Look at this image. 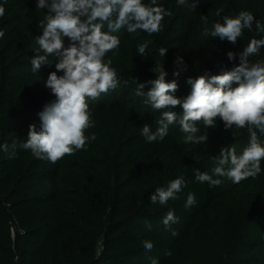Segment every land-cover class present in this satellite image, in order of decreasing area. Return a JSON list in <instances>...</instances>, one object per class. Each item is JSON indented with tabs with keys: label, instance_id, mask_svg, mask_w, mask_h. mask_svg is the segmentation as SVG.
Wrapping results in <instances>:
<instances>
[{
	"label": "trees",
	"instance_id": "trees-1",
	"mask_svg": "<svg viewBox=\"0 0 264 264\" xmlns=\"http://www.w3.org/2000/svg\"><path fill=\"white\" fill-rule=\"evenodd\" d=\"M169 1L177 4V0ZM190 1L193 0H188ZM195 1L202 11L216 4L225 6V0H210L208 3H205V0ZM232 1L240 12L247 10L248 4L259 0ZM197 15L196 10L188 8L186 30L180 38L183 45L175 51V59L183 54L184 47L193 33ZM248 34L249 31L245 30V39H248ZM119 39V49L126 53L129 44L126 45L121 38ZM220 43L221 57L215 61L206 49L205 54L209 63L205 64L204 68H199L200 71H194L192 78L205 74H219L222 70H230L234 66L230 64L232 61L227 59L226 41ZM130 48L137 53V45H131ZM5 54H8V50L0 46V145L7 144L9 146L7 152L12 154L14 151L16 157L22 158L31 153V150L17 147L12 149L11 146L17 141V137L13 139L12 136H21L20 130L13 124H21L39 116L34 108L4 111L6 104L23 89V83L20 85L8 83L17 78L7 75L10 61L6 60ZM120 73L119 85L112 91L108 101L106 94H101L97 100L90 102L92 119L96 118V114L105 115L106 110H109L116 114L119 122L130 121L139 128L147 124L154 132L157 127L155 121L160 118V113L153 111L151 106L143 109L144 98L139 104L138 111L133 108L129 102L130 89L124 81L126 73L123 70ZM30 83L29 80L25 82ZM120 86H123L122 94L118 93ZM7 87L10 89L6 95L4 90ZM54 99L55 97L48 104ZM142 109L145 111L144 114L141 112ZM181 113L182 109L179 110V114ZM222 131L226 134L223 135ZM213 132L215 133L206 142L188 154L184 153L187 149L186 144L179 142L170 130L164 139L172 153L185 166L177 178L184 177L186 186L178 193V196L181 195L179 199L169 202L175 201L172 205L175 214L180 213L178 208L181 207V218H189L190 221L181 226L183 230L179 229L180 234L176 238L166 233V229H160L163 222L156 213H148L149 210L158 208L160 204H153L150 201V194L141 197L142 192H138L134 184L129 185V177L124 178L125 174L118 177L116 188L111 189L110 193L105 192L106 187L110 186L107 180L114 175L113 169H108L107 176L104 169L94 164L96 170L104 171L102 177L99 178L94 173L88 178L70 166L67 169L84 186L83 189L63 191L59 176L63 175L65 165L61 160L52 163V167L45 170H38L44 164L40 163L37 171L30 175L20 173L23 167L2 168L0 165V264H99L105 259L110 260V264H138L141 261L144 262L141 264H151L152 259L157 260L158 264H264V168L261 167L262 171L256 177L235 184L226 178L216 177L227 181L220 188L236 185L234 192L228 191L226 194L218 192L220 189L218 186L210 187L207 182L195 181V169L210 174L211 166H216L214 158L221 149L230 139H238L235 134L231 135V130L224 127L218 126ZM258 136L264 138V135L259 133ZM217 139H221L220 149L213 155L202 156L203 149ZM248 140L249 135L242 139L243 143L234 142L237 152H242L244 142ZM7 152L0 148V156ZM152 180L147 179L143 183L148 186ZM21 182H31V185L20 186ZM34 184H42L51 191L30 200H19L23 193L36 186ZM191 185H196L193 190L196 203L185 207L187 198L185 190ZM105 195L109 196L110 209L107 217L101 219L99 226L92 223L89 216L95 215L100 198ZM66 198H70V202L65 201ZM218 200H223L227 204L216 206L215 202ZM47 204H50L48 209L42 212V207ZM148 220L151 222L147 223ZM252 226L260 235L257 239L250 237ZM100 236H103L105 259L95 261V244ZM155 239L157 243H152L153 248L146 251L144 241L151 242ZM259 248H263L261 252H257ZM166 252H171V255H165Z\"/></svg>",
	"mask_w": 264,
	"mask_h": 264
},
{
	"label": "clouds",
	"instance_id": "clouds-1",
	"mask_svg": "<svg viewBox=\"0 0 264 264\" xmlns=\"http://www.w3.org/2000/svg\"><path fill=\"white\" fill-rule=\"evenodd\" d=\"M177 5L187 7L188 0H177ZM36 7L46 9L47 14L38 21L42 34L36 37L38 49H34L36 55L31 59L32 71L38 73L42 66L54 64L55 71L48 74L45 87L50 89L55 99L38 113L39 130L35 124L29 125L26 142L21 147L31 150L32 155L40 160L56 163L66 155L85 149L89 140L96 139L94 134L86 135V131L94 127L88 101L97 100L101 94H107L119 85L117 72L111 67L112 60H105L107 53L120 46L119 37L113 33L121 29L128 33L137 30L148 35L159 33L165 16H171L172 12L158 5L157 0H150L149 4L143 0H37ZM4 12V7L0 6V16ZM201 20L205 25L203 36L233 45L245 30L256 35L238 53L227 52L229 61H236L237 57L239 60L230 70L188 77L186 83L190 85V92L183 97L175 95L179 89L176 80L166 81L167 72L163 64L155 65L151 71L156 78L145 83L137 82L135 95L143 97L146 105L160 113V118L155 121L157 127L154 132L145 124L141 135L147 142L163 141L169 126L178 124L185 134L184 142L199 145L206 142L208 135L207 132L199 135L198 125L215 129L217 118L226 130L246 129L249 140L241 153L238 154L235 144L226 146L214 158L216 166L211 175L194 170L195 181L207 182L210 187L223 182L214 176L226 178L234 184L240 183L260 174L264 160V144L258 136V133L264 135V61L251 59L264 48V22L256 20L247 10L234 16L224 15L222 22H214L211 26H207V16H202ZM105 24L108 31L102 30ZM3 36L4 32L0 31V38ZM149 43L145 41L137 46L139 56L146 57ZM167 51L160 48L159 55L165 57ZM50 57L55 58V62ZM174 63L178 68L173 75L178 77L185 70L179 67L183 58L177 57ZM146 84L151 87L144 92ZM177 107L182 108L181 114L173 110ZM11 147L14 150L15 143ZM0 148L7 152L9 146L4 144ZM185 186L184 177L176 178L166 187L155 188L150 201L166 205L169 200L179 199L178 193ZM195 203V195L188 193L185 207ZM162 222L168 227L177 223L178 218L173 211H168ZM144 247L150 251L153 244L144 241ZM165 255L170 256L171 252ZM151 264L158 262L152 259Z\"/></svg>",
	"mask_w": 264,
	"mask_h": 264
},
{
	"label": "rangeland",
	"instance_id": "rangeland-1",
	"mask_svg": "<svg viewBox=\"0 0 264 264\" xmlns=\"http://www.w3.org/2000/svg\"><path fill=\"white\" fill-rule=\"evenodd\" d=\"M210 0H205V3H208ZM143 3L149 4L150 0H143ZM158 5L163 6L166 10L172 12L171 16H165L162 21L161 31L159 33H154L148 35L142 30H137L134 33H128L126 29H121L119 32L113 33V35L118 36L122 41L127 45V52L123 53L119 48L106 54L105 60L111 59L112 65L118 77H120V72L125 71L126 76L124 81H126V86L129 87V96L130 105L136 110L139 108L143 97H138L135 95L137 88V82L145 83L149 80L156 78V74L151 71V69L158 64H163L164 70L167 72L165 77L167 82L176 80L179 89L175 93L177 97H183L189 94L190 85L186 83L188 77L194 76V71H200L199 68H204V65L209 63V59L205 54L206 49L210 52V56L215 58V61L218 57H221L222 48L219 39H213L211 37L203 36V29L205 27L204 23L201 20L202 16L208 17V25L211 26L212 23L221 21L224 15H237L239 9L236 7L235 2L232 0H225V6L213 5L207 10H201L200 7H197L196 1L188 2L187 7H181L169 0H157ZM37 0H0V6L4 7L5 12L3 16H0V30L4 32L3 38H0V46L8 50V54H5L6 60L9 62L10 67L7 70V75L9 77H16L17 79L8 83H14L15 85H20L23 83V89L20 90L16 97L11 99L8 104L4 107V111L10 112L15 110H24L29 108H34L37 113L41 112L45 105L48 104L54 96L51 94L50 89L45 87V81L47 80L48 74L51 71H55L54 64L51 66L44 65L38 71V73H33L31 66V59L36 55L34 49H38L36 43V37L42 34V30L38 28V21L44 19L47 14L46 9H38L36 7ZM191 4H194L193 8L196 10L198 15L194 21L193 33L189 37V42L184 47V52L180 56L183 58V64L179 65L180 68H184V71H181V74L176 77L173 75V72L177 70L178 66L174 63L175 51L180 49L183 45V42L180 40L182 35H184L186 22H187V13L188 8ZM247 11H250L255 16L256 20L264 22V2L259 0L254 3H250L247 6ZM219 13V15H217ZM255 26V25H254ZM103 31H108L107 25L105 24ZM256 34L254 32H249L248 39L244 38V35L239 38L235 45L226 41V53L228 51L239 52L243 47L247 46L250 39L253 38ZM258 38V37H257ZM149 41L148 48L146 49V57H141L135 53L131 45H139ZM67 44V38L65 39ZM166 48L168 49L165 57L159 55V49ZM40 54H43L42 52ZM49 59L55 62V58L50 57ZM253 61H264V48L260 50L258 56L251 57ZM229 61V60H228ZM7 62V63H8ZM239 60L237 57L236 61H232L230 64H238ZM121 70V71H120ZM62 74V73H58ZM124 78V77H123ZM29 80L30 84H25ZM235 86V85H233ZM122 87H119V94H122ZM151 85L146 84L144 92H147ZM8 89L4 90V93L7 95ZM29 89V91H28ZM113 91V90H112ZM112 91L106 94V99H110ZM92 100H89L90 104ZM150 105L144 106L143 109ZM142 113L144 114V110ZM182 109L177 107L173 109L179 114V110ZM139 110V109H138ZM137 110V111H138ZM140 112V114H141ZM106 114H96V118L92 119L94 122V127L86 131V135L91 136L94 134L96 136L95 140H89L85 146V149L78 150L74 155L65 156L61 159V163L65 165L63 168V175L59 176L61 181V186L63 191H73L74 188L83 189L84 184L78 182L77 177L72 175L67 169L72 166L81 172L86 177H91L94 173L100 178L102 177V172L107 174L108 169L114 170V175L107 180V183L110 185L106 187L105 192L111 191V189L116 188L118 177L125 174L124 178L129 177V185L134 184L138 192H142L140 195H151L155 188L160 186H167V184L176 179L184 171L185 166L177 158L176 155L172 153L169 148V145L166 141H154L147 142L146 138L141 135L142 128H139L137 125L132 124L130 121L119 122L116 114L112 111L106 110ZM217 127H224L223 122L217 121ZM30 124H35L37 130L40 127L39 118H32L28 121L21 124H13V126L20 130L21 136H12L13 139L17 137L15 145L17 149L22 148L21 145L26 142L28 128ZM200 128L199 135H203L207 132L208 139L213 135L214 129L208 128L205 129L202 124L198 125ZM216 127V128H217ZM169 130L176 135L179 142L186 144L187 149L184 153H192L198 146L192 143L184 142V133L180 130L179 125L173 124L169 126ZM235 138L230 139L226 146H231L235 141L237 143H243L247 134L246 129H236L231 130ZM225 135V132H221ZM24 135V136H22ZM232 135V134H231ZM11 137V138H12ZM222 139V138H221ZM221 139H217L214 142L209 143L204 149L202 156L213 155L220 149ZM261 143L264 144V138H259ZM242 141V142H239ZM248 141L244 142V145L247 146ZM225 146V147H226ZM239 154V152H238ZM44 163L38 170H45L52 167V163L47 160H40L29 153L27 156L18 158L15 155H12L11 152H7L0 156V165L2 168H10L16 166L18 169L21 167L22 170L20 173L22 175H30L37 171L36 169ZM108 163V164H107ZM99 165L104 171L96 170L93 165ZM102 165V166H101ZM261 167L264 168V161L261 162ZM212 170L215 165L211 166ZM212 170L210 175L212 174ZM6 176V175H5ZM106 177V176H104ZM214 178H216L214 176ZM147 179H153L152 182H149L148 186H145L143 183ZM227 181H223L218 187ZM105 183V185H107ZM31 185V182H21L20 186ZM36 185V184H34ZM142 186L144 188L142 189ZM236 185L221 187L218 192L228 193V191H233ZM196 185H191L186 188L185 196L187 197L188 193L194 194V189ZM50 190L49 187L44 188L42 184H37L30 191L23 193L18 199H31L48 193ZM234 192V191H233ZM195 195V194H194ZM139 196V199H140ZM181 196V195H180ZM179 196V197H180ZM109 196L105 195L100 198V204L96 208L95 215L89 216L92 220V223L99 225L101 224V219L106 218L109 213ZM65 201L70 202V198H66ZM174 202H169L166 205H159L158 208L149 210L148 213L154 212L160 219L163 221V218L168 211H175L172 209ZM217 204H227L223 200H218ZM50 204L44 205L42 207V212L48 209ZM178 215L175 216L178 218V222L166 227L164 224H160V229H166V233L173 235L175 238L179 236L182 225L186 222H189V218H181V207L178 208ZM177 212V213H178ZM202 218V217H201ZM203 219V218H202ZM200 219V222H202ZM151 220H148L147 223H150ZM181 228V229H180ZM180 229V230H179ZM251 238H259L260 235L257 234L254 226L250 229ZM92 242V240H90ZM148 241V240H146ZM151 243H157V240H151ZM144 244V243H143ZM193 245L196 246V243ZM263 248H259L257 252H261ZM103 236H100L97 239L95 244V261L104 260L105 256ZM16 260L18 258L16 257ZM110 260L105 259L104 262L99 264H110ZM144 262H138V264Z\"/></svg>",
	"mask_w": 264,
	"mask_h": 264
},
{
	"label": "built area",
	"instance_id": "built-area-1",
	"mask_svg": "<svg viewBox=\"0 0 264 264\" xmlns=\"http://www.w3.org/2000/svg\"><path fill=\"white\" fill-rule=\"evenodd\" d=\"M13 235H15V233L13 232ZM18 258V257H17Z\"/></svg>",
	"mask_w": 264,
	"mask_h": 264
}]
</instances>
